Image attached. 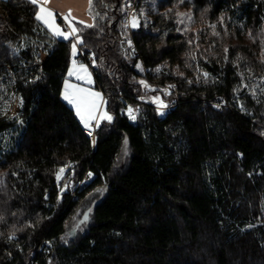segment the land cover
I'll return each instance as SVG.
<instances>
[{
	"label": "trees",
	"instance_id": "obj_1",
	"mask_svg": "<svg viewBox=\"0 0 264 264\" xmlns=\"http://www.w3.org/2000/svg\"><path fill=\"white\" fill-rule=\"evenodd\" d=\"M126 2L78 24L93 140L63 99L78 45L0 0V264H264V0H140L134 29Z\"/></svg>",
	"mask_w": 264,
	"mask_h": 264
},
{
	"label": "snow or ice",
	"instance_id": "obj_2",
	"mask_svg": "<svg viewBox=\"0 0 264 264\" xmlns=\"http://www.w3.org/2000/svg\"><path fill=\"white\" fill-rule=\"evenodd\" d=\"M27 3L34 6V16L35 19L40 21L44 26L47 27V29L50 30L51 35L54 38H62L63 40H73V43L71 44L72 54L75 55L77 52V43L83 44V38L79 34L82 29L77 28L76 25L73 23L76 18L72 15V9H68L67 13H59V16L63 19L65 24L67 25L66 28H62L60 24L56 22L57 13L54 9L48 7V4L50 0H26ZM89 15L93 16V19L97 18V13H94L93 11V0H89V9H88ZM138 17L132 16L131 18V27L135 28L138 27L137 23ZM77 23L84 25L86 28H94L97 27L96 24H85L84 21H77ZM125 27H128V24H125ZM214 27V26H213ZM130 44V41H129ZM73 64L75 65V61H73ZM80 70L83 71L86 75L87 74V68L84 65H80ZM73 75H76L77 79H84V77L78 75L73 71V69H69L68 76L72 77ZM205 75H207L205 73ZM89 83H91V80L89 79ZM141 84H144L145 87H148V85L145 84L144 81L140 82ZM63 99L68 101L69 104L74 105L76 110L77 117L84 123L85 127H89V122L93 120H99V119H107L111 120V116L107 115L106 113L103 116L98 117L96 113L100 109V104L97 103L98 99L102 100L101 94L98 92H92L88 89L78 87L76 85H70L67 80L64 82V93H63ZM154 101H159V97L153 98ZM162 106H165L160 102ZM134 109L129 108L128 113L131 115L133 113ZM135 118L134 116L132 117ZM99 126L98 124L96 125ZM125 144H127V141L125 140ZM64 171L63 168L59 170L60 173ZM57 179H59V173H57ZM3 181L0 180V186H2ZM3 217H0V220H2ZM87 217H85V220ZM83 222V221H82Z\"/></svg>",
	"mask_w": 264,
	"mask_h": 264
},
{
	"label": "rangeland",
	"instance_id": "obj_3",
	"mask_svg": "<svg viewBox=\"0 0 264 264\" xmlns=\"http://www.w3.org/2000/svg\"><path fill=\"white\" fill-rule=\"evenodd\" d=\"M88 9H89V4H88V6L85 9V14L89 17V21L88 22L91 23L93 21V17L91 15H89ZM74 17H76V16H74ZM143 18H145V10H144V8H143V10H140V12L138 14V20H137L138 25H139V21H141ZM57 23L61 25L60 22L57 21ZM61 27L64 28L62 25H61ZM48 31L50 32L49 29H48ZM80 65H84L87 68V74H90V76L86 75L83 71L80 70ZM70 69H73V71L75 73H77L78 75L84 77V79H77L76 75H73L72 77L68 76L67 77L68 79H70L71 81L76 82L77 83L76 85L81 87V88H85V89H88V90H90L92 92H98V93L101 94L102 100L101 99L97 100V103L100 104V109L97 112L98 113V117L103 116L105 113L108 115V112H106V105H105L106 99H104V93H103V91H102V89L100 87L96 86V80H95L94 76L91 74V71L89 70L88 66L85 63H81V62H76L75 61V65L72 64ZM89 79L91 80V83H89ZM155 97H159L160 98L159 101H154L153 98H155ZM146 98L148 100L152 101L157 106H159V108L161 107L160 108L161 114H164L166 112L167 109H165V108L168 105V103L165 101V99L161 95H157V94L156 95H150V96H147ZM66 102L69 104L68 101H66ZM160 102H162V104L165 105V106H162ZM69 105L74 107V105H72V104H69ZM220 105H222V104L220 103ZM129 108H132V107L130 106ZM128 109H127V112H128ZM137 112L138 111L134 110L133 113L130 116L131 117L134 116L136 118ZM135 118L134 119L132 118V119L135 120ZM98 121H100V119ZM67 166H69V165L68 164L66 165L65 170L61 174L59 173V170H60V168H59V170H58L59 179H61L65 175L66 170H68ZM75 235H76V237H78L79 236V232L77 231Z\"/></svg>",
	"mask_w": 264,
	"mask_h": 264
},
{
	"label": "built area",
	"instance_id": "obj_4",
	"mask_svg": "<svg viewBox=\"0 0 264 264\" xmlns=\"http://www.w3.org/2000/svg\"><path fill=\"white\" fill-rule=\"evenodd\" d=\"M139 1L140 0H127V2H126V8L128 10L126 23L128 24V27H127L128 29H134L133 27H131V18H132V16L138 17V14L140 12ZM59 19L62 22V18L59 17ZM63 24L66 25L64 21H63ZM77 45H78V53L76 54L75 59L84 61L85 64L88 66L89 70L91 71L92 75L95 77V73H96L95 70L98 67L96 56L93 53H90L89 55L86 54L85 51L82 49V47L79 45V43H77ZM106 96L107 95L104 94V99H106ZM175 103H173L172 105H169V106L167 105L165 109L168 110L170 108V106L175 105ZM130 106L136 111L139 110V106L137 104H135V105L131 104ZM130 118H131V120H133L131 116H130ZM97 124H99V121L98 120H93V121L89 122V127H85L84 126V130L90 135V137L93 140H95V138H96V128H97L96 125ZM69 167H70V165L67 166V168H69ZM90 179H91V174L87 173L85 175V178L83 180H81L75 187L78 188V187L85 186L86 183Z\"/></svg>",
	"mask_w": 264,
	"mask_h": 264
},
{
	"label": "crops",
	"instance_id": "obj_5",
	"mask_svg": "<svg viewBox=\"0 0 264 264\" xmlns=\"http://www.w3.org/2000/svg\"><path fill=\"white\" fill-rule=\"evenodd\" d=\"M89 4V0H50L48 7L52 8L55 10V12L57 13V17H56V22H60L61 25L66 28L67 25L63 24V19L62 22L59 19V13H67L68 9H72V14L74 16H76V20L73 21V23L76 25V27L78 28V24L77 21H84L85 23H89V17L85 14V9ZM62 39V38H61ZM92 74V73H91ZM70 85H76L77 83L74 81H71L70 79H66ZM79 85V84H78ZM77 86V85H76ZM79 87V86H78ZM64 92V90H63ZM105 105H106V101H105ZM107 112V109H106ZM96 115L98 116V113H96ZM102 119H100L101 121ZM99 121V122H100Z\"/></svg>",
	"mask_w": 264,
	"mask_h": 264
},
{
	"label": "water",
	"instance_id": "obj_6",
	"mask_svg": "<svg viewBox=\"0 0 264 264\" xmlns=\"http://www.w3.org/2000/svg\"><path fill=\"white\" fill-rule=\"evenodd\" d=\"M85 217H87V219L85 220ZM90 220V209H87L86 212L84 213L83 217L80 220V223L86 222Z\"/></svg>",
	"mask_w": 264,
	"mask_h": 264
},
{
	"label": "bare ground",
	"instance_id": "obj_7",
	"mask_svg": "<svg viewBox=\"0 0 264 264\" xmlns=\"http://www.w3.org/2000/svg\"><path fill=\"white\" fill-rule=\"evenodd\" d=\"M65 167H66V165L61 166L60 169L63 168V169L65 170ZM66 171H67V170H66ZM59 173H60V172H59ZM62 173H63V172H62ZM60 174H61V173H60ZM84 178H85V177H84ZM84 178H83V179H84Z\"/></svg>",
	"mask_w": 264,
	"mask_h": 264
}]
</instances>
